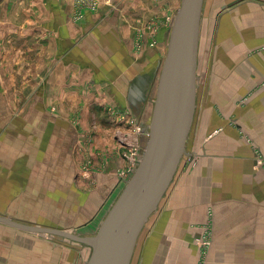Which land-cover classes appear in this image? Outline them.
<instances>
[{
    "label": "crops",
    "instance_id": "1",
    "mask_svg": "<svg viewBox=\"0 0 264 264\" xmlns=\"http://www.w3.org/2000/svg\"><path fill=\"white\" fill-rule=\"evenodd\" d=\"M79 1L0 0V216L82 236L76 228L104 202L95 234L120 194L114 174L123 158L116 154L106 175L92 177L95 190L77 185L81 130L111 104L146 132L181 0H84L96 11L89 3L78 9ZM152 37L154 48L146 44ZM196 90L174 192L150 218L142 248L139 238L136 264L187 263L176 255L192 251L207 208L215 225L207 264H264V170L254 159L255 152L264 159V0H204ZM137 137L143 146L145 135ZM38 237L0 224V264H28L21 242H47ZM48 243L61 253L60 242ZM32 255L33 264L43 259Z\"/></svg>",
    "mask_w": 264,
    "mask_h": 264
},
{
    "label": "water",
    "instance_id": "2",
    "mask_svg": "<svg viewBox=\"0 0 264 264\" xmlns=\"http://www.w3.org/2000/svg\"><path fill=\"white\" fill-rule=\"evenodd\" d=\"M203 2L181 0L166 57L157 75L141 160L97 232L84 237L1 216L0 224L86 246L90 254L85 264H130L141 232L159 209L186 155L196 109V62Z\"/></svg>",
    "mask_w": 264,
    "mask_h": 264
},
{
    "label": "rangeland",
    "instance_id": "3",
    "mask_svg": "<svg viewBox=\"0 0 264 264\" xmlns=\"http://www.w3.org/2000/svg\"><path fill=\"white\" fill-rule=\"evenodd\" d=\"M105 1V0H104ZM90 4V8L92 11H96V3L95 2H89V1H79L78 9L81 8L83 5ZM86 7V8H89ZM82 10H79V13H83ZM151 25V24H148ZM151 29V27H149ZM143 38L138 39V43L140 45H143ZM152 42V48L155 47L156 40L153 39V37L147 42V45H150ZM157 46V45H156ZM139 52L142 51L141 46H138ZM158 49V48H157ZM197 91V90H196ZM197 102V99H196ZM106 107H102V112L100 114V118L95 119V117L88 118L86 120V123L81 118L82 112L76 111L75 118L72 119L73 124L76 126H81V123H85L86 130H81V146H77V158H79V166L76 168V180L77 185L81 184L82 187L91 189L92 191L96 189L95 181H93L94 175H106L107 171L109 169H112V159L113 157L118 154V156H121L122 159V165L117 166V170L114 174L116 178V188H119L121 191V187L124 183V179H127L128 177V171L130 170L132 166L131 158L135 156V158L138 156V154L143 153L144 145L141 146V144L137 145L136 141H139L137 138L138 133L136 131L137 127L140 126L139 119H136L132 115H130L129 111H126V113H120L113 110L114 107L110 104H105ZM93 112H91V115ZM88 122V123H87ZM194 123V122H193ZM100 126V128L98 127ZM194 126H192L193 128ZM145 129V128H144ZM99 130H101V133L99 135V138L96 137L97 134H99ZM143 135V134H141ZM137 138H136V137ZM140 136V135H139ZM191 138V137H190ZM190 140V139H189ZM255 159V167L257 169L264 170V159L262 156L255 152L254 154ZM194 162L190 161L185 166V170H190L194 167ZM181 172L183 173V167L181 169ZM97 177V176H95ZM79 182V184H78ZM90 190V191H91ZM119 192V191H118ZM174 192V186L169 190L166 194V200L164 204H160L159 209L164 210L165 206L168 204L169 200L171 199V196ZM76 197L78 199V195L76 194ZM96 199H98L96 197ZM98 201V200H97ZM101 201V200H100ZM107 201V200H106ZM97 203L94 202L93 205ZM104 202L102 203V206L98 208L95 212L93 211L92 215L90 216L89 220L85 223L80 225L77 229L82 231L84 235H91L89 233H93V230L91 229V224L93 221H95L97 218L99 219L103 214L104 210ZM107 210V209H106ZM102 214V215H101ZM97 222V221H96ZM155 222L154 220L149 219L147 224L145 225L143 231L141 232V248L148 242L149 238L151 237L153 233ZM31 236H37L34 234L27 233ZM92 234V235H93ZM40 237V236H39ZM38 237V238H39ZM214 237H215V225H214V213L211 210V208H207L205 218L203 223L200 226V233L197 237L193 239V241L190 244L189 249L190 250L189 255H183V254H177V256H181V261L184 263L183 257H189V260L185 264H207L209 261V255L213 248L214 243ZM48 239H43L47 241L46 243L44 241H41L43 244H34L32 241H22V248H26L27 255L29 256L28 264L32 263V254H36L39 256H42L43 259H37V264H85L87 261V258L90 253V249L83 245H78L76 243L67 242L63 240H59L60 238L57 237H45ZM49 241L53 242H60L59 247L61 250V253L58 251H53L50 248V245L48 243ZM139 240V239H138ZM40 241V240H39ZM138 242V241H137ZM11 243V246L14 248L15 243ZM17 246V245H16ZM155 244L149 243L146 245V248L144 249L146 254H150V251L152 248H154ZM136 247V246H135ZM68 250V251H66ZM139 250V247H138ZM141 253L138 251L134 253L130 264H136V259ZM35 264V263H34ZM180 264V263H176Z\"/></svg>",
    "mask_w": 264,
    "mask_h": 264
},
{
    "label": "built area",
    "instance_id": "4",
    "mask_svg": "<svg viewBox=\"0 0 264 264\" xmlns=\"http://www.w3.org/2000/svg\"><path fill=\"white\" fill-rule=\"evenodd\" d=\"M91 7V6H90ZM91 9V8H90ZM141 130H142V132H141ZM136 131H137V133H138V135H141V134H143V135H145V137H146V132H147V129H146V132L143 130V127L140 125V126H138L137 127V129H136ZM141 132V133H140ZM141 157H142V155L141 154H138V156L135 158V156L133 157V158H131V162H132V166H131V168H130V170L128 171V177H127V179H124V183H123V185H122V187H121V190L125 187V185L127 184V182L130 180V178L132 177V175L134 174V172H135V170H136V168H137V166H138V164H139V162H140V160H141ZM121 192V191H120Z\"/></svg>",
    "mask_w": 264,
    "mask_h": 264
},
{
    "label": "bare ground",
    "instance_id": "5",
    "mask_svg": "<svg viewBox=\"0 0 264 264\" xmlns=\"http://www.w3.org/2000/svg\"><path fill=\"white\" fill-rule=\"evenodd\" d=\"M141 132H142V130H141ZM141 132H140V133H141ZM48 237H49V236H48ZM59 240H63V239H59ZM65 241H66V240H65ZM67 242H69V241H67Z\"/></svg>",
    "mask_w": 264,
    "mask_h": 264
}]
</instances>
